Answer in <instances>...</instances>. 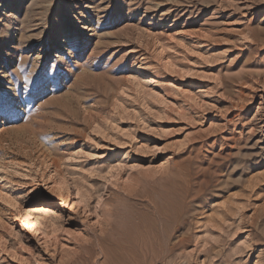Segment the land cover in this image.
Listing matches in <instances>:
<instances>
[{
    "label": "rangeland",
    "instance_id": "374dc122",
    "mask_svg": "<svg viewBox=\"0 0 264 264\" xmlns=\"http://www.w3.org/2000/svg\"><path fill=\"white\" fill-rule=\"evenodd\" d=\"M0 5V264H264V0Z\"/></svg>",
    "mask_w": 264,
    "mask_h": 264
},
{
    "label": "bare ground",
    "instance_id": "6f19581e",
    "mask_svg": "<svg viewBox=\"0 0 264 264\" xmlns=\"http://www.w3.org/2000/svg\"><path fill=\"white\" fill-rule=\"evenodd\" d=\"M3 4V3H2ZM1 6V5H0ZM122 227V226H121ZM135 241V240H134Z\"/></svg>",
    "mask_w": 264,
    "mask_h": 264
}]
</instances>
